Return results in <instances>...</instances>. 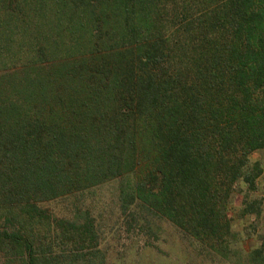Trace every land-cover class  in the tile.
<instances>
[{"label":"trees","instance_id":"obj_1","mask_svg":"<svg viewBox=\"0 0 264 264\" xmlns=\"http://www.w3.org/2000/svg\"><path fill=\"white\" fill-rule=\"evenodd\" d=\"M260 149L264 0H0L4 264H61L42 251L56 240L93 248L76 205L107 181L130 224L154 233L177 218L218 243L230 190L262 173ZM58 197L72 217L44 207ZM249 259L264 264V234Z\"/></svg>","mask_w":264,"mask_h":264},{"label":"rangeland","instance_id":"obj_2","mask_svg":"<svg viewBox=\"0 0 264 264\" xmlns=\"http://www.w3.org/2000/svg\"><path fill=\"white\" fill-rule=\"evenodd\" d=\"M250 159L260 162L262 173L256 179L253 190L245 185L230 190L226 202L225 229L222 239L215 243L209 240L199 227L185 228L177 218H156L153 232L130 224V217L121 214L120 186L117 181H107L85 187L77 202L79 220L87 209L93 217L98 242L91 249H77L70 242L56 240L42 251L58 257L61 264H254L249 253L259 247L264 234V149L253 151ZM134 191L137 188L129 185ZM130 187L125 186L128 190ZM124 190V189H123ZM247 195V196H245ZM259 202L253 213H243V199ZM70 199L58 197L48 201L44 207L57 215L72 217L75 206ZM43 228V227H42ZM43 240L50 242V233L42 230ZM52 234V233H51ZM4 253L0 251V264H4ZM16 264H19L16 263Z\"/></svg>","mask_w":264,"mask_h":264}]
</instances>
